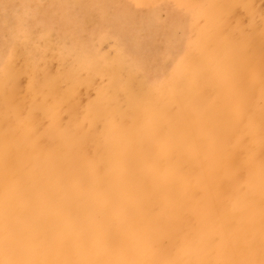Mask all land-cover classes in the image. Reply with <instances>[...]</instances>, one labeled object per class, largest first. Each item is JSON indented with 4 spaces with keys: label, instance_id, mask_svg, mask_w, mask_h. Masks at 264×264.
Masks as SVG:
<instances>
[{
    "label": "bare ground",
    "instance_id": "obj_1",
    "mask_svg": "<svg viewBox=\"0 0 264 264\" xmlns=\"http://www.w3.org/2000/svg\"><path fill=\"white\" fill-rule=\"evenodd\" d=\"M259 7L237 9L264 31ZM20 35L0 76V264H264V69L248 57L224 79L211 110L244 114L220 143L194 106L130 108L133 76L69 75L55 36Z\"/></svg>",
    "mask_w": 264,
    "mask_h": 264
},
{
    "label": "rangeland",
    "instance_id": "obj_2",
    "mask_svg": "<svg viewBox=\"0 0 264 264\" xmlns=\"http://www.w3.org/2000/svg\"><path fill=\"white\" fill-rule=\"evenodd\" d=\"M252 1L0 0V76L15 66L8 38L15 35L18 43L23 29H32L58 39L61 49L69 53L68 65L63 67L69 75H74L78 69L73 68L78 67L82 69L78 73L88 70L101 85L112 86L126 75L133 76L135 81L127 79L122 85L129 91L130 108L150 101L165 114L194 106L195 121L209 115L204 128L214 130L219 125L218 140L223 143L244 114V109H236L234 104L230 110H211L217 95L227 89V76H239L238 62L248 57L258 69H264V31L258 15L244 20L237 9L247 8ZM257 1L263 21L264 0ZM90 7L95 8L88 12ZM17 22L24 25L21 33L15 28ZM86 63L92 65L91 69L82 67ZM241 77L237 82H243ZM203 80L220 82L216 95L203 93ZM173 112L166 115L171 118ZM138 161L135 155L129 158L136 170L143 168ZM253 170L254 165L247 167L248 172ZM132 211L133 206L128 205L121 214L130 217Z\"/></svg>",
    "mask_w": 264,
    "mask_h": 264
}]
</instances>
